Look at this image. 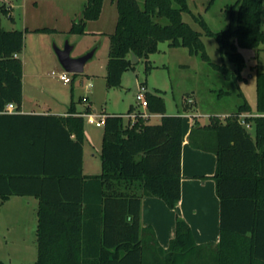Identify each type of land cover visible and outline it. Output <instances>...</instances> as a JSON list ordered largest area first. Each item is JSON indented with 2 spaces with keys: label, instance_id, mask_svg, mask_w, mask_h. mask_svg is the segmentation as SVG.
<instances>
[{
  "label": "trees",
  "instance_id": "trees-1",
  "mask_svg": "<svg viewBox=\"0 0 264 264\" xmlns=\"http://www.w3.org/2000/svg\"><path fill=\"white\" fill-rule=\"evenodd\" d=\"M116 5L109 88L121 86L124 72L135 67L132 54L151 70L149 58L164 42L188 49L235 82L244 79L246 66L238 49L264 50V0H235L228 8L229 26L219 32L202 15L194 16L206 35L216 37L235 70L211 61L203 33L183 18L191 12L187 0H116ZM103 6L104 0H87L68 33L86 34L87 23L100 18ZM24 46V31L0 28V127L7 130L0 136V160L9 162L0 167V197L39 200L38 260L31 264H264V71L256 75V113L240 92L236 112L225 119L211 116L204 127L212 130L213 142L199 125L190 134L193 147L218 156L214 178L221 202L219 244L197 245L189 224L178 215L175 236L164 250L155 232L142 227V200L157 197L177 209L182 197L183 114L167 115L164 97L147 93L149 111L162 115L158 123L144 119L143 113L134 121L107 115L102 172L86 176V120L73 108L69 116L4 113L9 103L18 111L22 108ZM132 113L134 107L126 115ZM245 113L255 114L244 119L249 128L241 122Z\"/></svg>",
  "mask_w": 264,
  "mask_h": 264
},
{
  "label": "rangeland",
  "instance_id": "rangeland-1",
  "mask_svg": "<svg viewBox=\"0 0 264 264\" xmlns=\"http://www.w3.org/2000/svg\"><path fill=\"white\" fill-rule=\"evenodd\" d=\"M86 1L0 0V28L8 31L23 30L25 33V46L20 58L24 63L25 92L28 99L50 101L55 97L59 100V106L72 100L78 108H82L83 103L80 100L89 98L93 110L97 113H106L109 116L126 115L131 106H136L134 111L138 114L141 113L142 107L137 101V95L144 86L148 93H160L164 97L166 113L175 115L179 111L182 114L185 111L211 117L235 112L237 103L241 102L238 93L242 92L256 113V75L258 70L264 71L263 48L238 49L245 59L246 66L241 73L244 79L235 82L227 80L200 56L191 55L188 49L170 47L168 42L160 43L159 51L149 58V64L153 66L151 70H146L145 60L140 61L134 68L124 72L121 86L109 88L105 76L110 34L114 33L118 19L116 0H104L100 18L89 21L86 25V30H99L104 32L103 35L88 34L78 37V50L81 46L85 48L84 46L95 43L97 52L87 63L84 73L69 74L71 82L65 84L57 76L65 71L59 62L55 47L63 49L67 42L70 43L66 32L71 26V20L81 15ZM187 1L191 12L184 13L183 18L195 30L203 33V41L211 61L216 64L225 63L230 70H235L234 64L220 51L216 37L206 35L194 17L202 15L215 32L225 30L230 21L228 8L235 0H215L210 7V0ZM2 7L12 9L7 14ZM35 28H56L58 31L37 33L33 32ZM262 29L264 30V17ZM76 53V50L73 51L72 56ZM222 90L229 94L221 95ZM193 98L199 104L198 110L195 108L196 102ZM184 104L188 106H185L183 111ZM129 119L133 121L132 118ZM202 120L207 121L204 118ZM151 122L156 123V120L152 119ZM87 134L91 142L88 149L95 150L97 155L96 158H92L89 150L87 151V160L93 166L98 161L101 163L104 126L97 128L87 121L85 135ZM89 171L86 169V172ZM98 172L100 174L102 169ZM25 211L27 212L24 213ZM12 213L18 219L29 222L26 233L8 232ZM31 214L32 210L21 205L0 208V261L6 264H31L38 260V245L34 239L36 233L30 232L32 227L30 221L34 216Z\"/></svg>",
  "mask_w": 264,
  "mask_h": 264
},
{
  "label": "crops",
  "instance_id": "crops-1",
  "mask_svg": "<svg viewBox=\"0 0 264 264\" xmlns=\"http://www.w3.org/2000/svg\"><path fill=\"white\" fill-rule=\"evenodd\" d=\"M11 9L12 8H10L8 12H10ZM81 16L82 13L80 16H76L75 19L71 20V26L66 32L70 38V44L74 46L73 51L76 50L77 52L73 57L82 56L94 50L97 45L95 43H92L87 46H84L85 48H82L81 46V49L78 50L77 39L81 35L68 33L74 21L81 18ZM37 29H41V28H35L33 32H37L36 31ZM54 30H55L54 32L58 31L56 30V28ZM37 33H46V32H37ZM88 34L103 35L104 32L99 30H86V34L83 35H88ZM96 52L94 56L96 55ZM240 100L241 102L237 103L236 105L237 108L239 104L242 103V99ZM80 101L83 103L82 108H78V106L72 100L70 101V103H64L63 105L59 106V100L55 97H52L50 101H46V100L43 101L42 99L39 98L28 99L26 97V92H25V72H24L22 108L21 111H18L16 107L15 113H21L27 115L69 116L71 108L75 110L76 113L75 115L78 116L81 115L84 118L85 115L87 114L97 113L96 111L93 110L92 103L90 102L89 98L81 99ZM195 102H196L195 108L198 110L199 104L196 101V99ZM185 106L186 104H184V106L182 105L183 111L185 109ZM140 110L141 113H147L151 115V117L149 118L150 122L152 119H154L156 120V123H158L162 117L161 114L151 113L148 108L147 109L141 108ZM178 113H180V111ZM193 113L190 114V113H186L185 111L183 113L184 143H183V151H182V197L177 206V209L176 210L170 209L164 200L157 197H144L142 200V219H141L142 227L149 228L155 232L158 243L160 247H162L164 250H168L170 248L172 239L175 236L176 218L178 215L189 224L193 233L194 241L197 245L200 246L202 245L207 247L215 246L219 244L221 240V202L217 193V183L214 178L218 165V156L216 152L213 150L210 151V150L195 148L190 143V134L192 132V129L195 127L194 126L195 124L199 125V127L202 128L200 132H203V134L207 136H211L212 142L214 141L212 130L204 128L210 125L211 120H210V116H205V115L199 116L198 114H193ZM232 113L234 112H231L229 115H225V116L223 115L218 117L225 119L229 117ZM10 114H14V113H10ZM97 114L107 115L106 113H97ZM166 114L173 115L169 113ZM244 115L251 116L255 114L245 113ZM202 118L207 119V121H203ZM125 119L126 121L130 120L127 117H125ZM85 120L87 122L86 118ZM97 128H101V127H97ZM5 131H7L6 127L4 125H1L0 136H2V134ZM89 138L90 137L88 136V134L85 135L84 154H83V172L84 175L86 176L99 175L98 171L102 169V157H101V163H99L98 161V163H96V165L94 164L93 166L90 165L91 162L87 160L86 157L87 151L89 150L88 144H91ZM90 150H89L90 157L96 158L97 155L95 154V150L92 151ZM5 162L9 164L7 160H0V167H4ZM86 169H89L91 172L90 171L86 172ZM7 205L12 207H15L16 205H21V207L25 209L32 210L31 215L34 214V216L32 217V221H30V227L32 226L30 232L36 233L35 235L36 237H34V239L37 241V227H38L37 211L39 207V200L34 196H11L7 200L3 201L2 198L0 197V208H5ZM26 212L27 211H25L24 213ZM13 215L14 213L11 214L9 219L8 232L13 234L17 233V231L26 233L29 226V222L24 219L22 220L18 219L17 216H13ZM23 240L25 239L23 238Z\"/></svg>",
  "mask_w": 264,
  "mask_h": 264
},
{
  "label": "built area",
  "instance_id": "built-area-1",
  "mask_svg": "<svg viewBox=\"0 0 264 264\" xmlns=\"http://www.w3.org/2000/svg\"><path fill=\"white\" fill-rule=\"evenodd\" d=\"M57 76L64 83L68 84V83L71 82V79H70L69 74L67 72L60 73ZM147 93H148V91H147L146 87L142 86L139 94L137 95V101L139 102L140 106L142 108H144V109L148 108ZM15 112H16V105L13 104V103H9L6 106L5 110H4V113H15ZM141 116L144 119H149L151 117V115H149L147 113H143ZM251 116H253V115H251ZM125 117L132 118L133 120H136V118L138 117V114L132 113L130 115H125ZM246 117H250V116H247V115H244V114L241 115L240 116L241 122H242V124H244L246 127L249 128L250 125L248 123H246L245 120H244ZM85 118L87 119V121L90 124L96 125L97 127H102V126L105 125V121H106L107 115L97 114V113H90V114L85 115Z\"/></svg>",
  "mask_w": 264,
  "mask_h": 264
},
{
  "label": "water",
  "instance_id": "water-1",
  "mask_svg": "<svg viewBox=\"0 0 264 264\" xmlns=\"http://www.w3.org/2000/svg\"><path fill=\"white\" fill-rule=\"evenodd\" d=\"M59 62L68 74H83L85 66L94 57L95 49L79 57H73L72 51L74 46L67 42L63 49L55 47ZM139 62V58L132 54V64L136 65Z\"/></svg>",
  "mask_w": 264,
  "mask_h": 264
}]
</instances>
